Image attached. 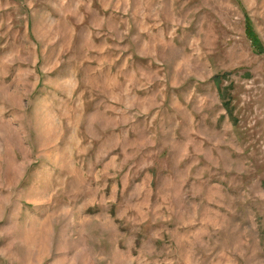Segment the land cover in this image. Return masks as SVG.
<instances>
[{
	"label": "rangeland",
	"instance_id": "1",
	"mask_svg": "<svg viewBox=\"0 0 264 264\" xmlns=\"http://www.w3.org/2000/svg\"><path fill=\"white\" fill-rule=\"evenodd\" d=\"M0 264H264V0H0Z\"/></svg>",
	"mask_w": 264,
	"mask_h": 264
}]
</instances>
